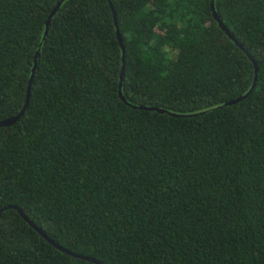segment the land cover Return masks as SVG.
I'll use <instances>...</instances> for the list:
<instances>
[{
  "label": "trees",
  "instance_id": "1",
  "mask_svg": "<svg viewBox=\"0 0 264 264\" xmlns=\"http://www.w3.org/2000/svg\"><path fill=\"white\" fill-rule=\"evenodd\" d=\"M59 2L0 0V122L40 50L0 128V264H264V0H215L235 41L212 0H65L45 37Z\"/></svg>",
  "mask_w": 264,
  "mask_h": 264
},
{
  "label": "water",
  "instance_id": "2",
  "mask_svg": "<svg viewBox=\"0 0 264 264\" xmlns=\"http://www.w3.org/2000/svg\"><path fill=\"white\" fill-rule=\"evenodd\" d=\"M65 0H61V2H59L57 4V6L54 8V10L51 12L47 22H46V31H45V37L46 35L48 34V31H49V28H50V25H51V21H52V18L54 17V15L59 11L62 3L64 2ZM110 1V0H109ZM111 7L113 9V6L111 4ZM211 10H212V13H213V16L215 18V20L218 22L220 28L225 32V34L233 41H235L233 35L230 33V31L227 29V27L224 25L223 21L221 20V18L219 17V15L217 14L216 12V9H215V0H212L211 2ZM113 13H114V18H115V25H116V28H117V37H118V40L120 42V45L122 47V50H123V67H122V73H121V83H120V92H119V96L120 98L126 102L124 96H123V93H122V83H123V80H124V75H125V47H124V44H123V39L121 37V34L118 30V24H117V20H116V12L113 10ZM40 56V50L37 52L36 54V57H35V62H34V68H33V71H32V76H31V79H30V82H29V86H28V90H27V96H26V103H25V106L23 108V110L16 116V117H13V118H9V119H6V120H3L0 122V128H5V127H11L13 125H15L16 123H18L20 121V119L24 116L27 108H28V105H29V102H30V96H31V88H32V84H33V80H34V76H35V72H36V68H37V65H38V58ZM250 59L253 61L254 65H255V68H256V74H257V65L255 63V61L250 57ZM257 79V78H256ZM256 79H255V82L251 88V90L244 96H240L238 97L237 99L235 100H231L229 102H227L223 107H227V106H232V105H235V104H238L244 100H246L249 95L251 94V92L253 91V89L255 88V85H256ZM134 108H137V109H140V110H149V111H156L158 113H161V114H164L166 113L164 110H161V109H157V108H146V107H134ZM172 116H175L173 114H170ZM9 209H14L16 210L20 215L21 217L32 227L34 228L45 240H47L51 245H53L54 247H56L57 249H59L60 251H63L65 253H67L68 255H71L73 257H77V258H81V259H84V260H87V261H90V262H95L89 258H85L83 256H78L76 254H73L65 249H63L62 247H60L59 245H57L53 240H51V238L42 230L40 229L37 225H35L33 222H31L29 220V218L25 215V213L17 206H12L10 207ZM6 209L4 210H1L0 211V214L2 212H4ZM97 263V262H95ZM99 264V263H97Z\"/></svg>",
  "mask_w": 264,
  "mask_h": 264
}]
</instances>
